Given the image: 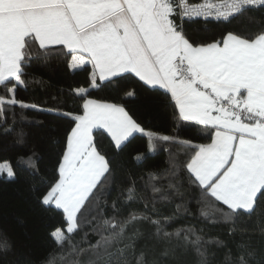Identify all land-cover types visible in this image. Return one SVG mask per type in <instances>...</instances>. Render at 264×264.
<instances>
[{
	"label": "snow or ice",
	"instance_id": "6c2138e0",
	"mask_svg": "<svg viewBox=\"0 0 264 264\" xmlns=\"http://www.w3.org/2000/svg\"><path fill=\"white\" fill-rule=\"evenodd\" d=\"M252 10L264 12V0H0V87L10 94L0 95V116L17 104L37 107L16 99L17 88L25 85V69L34 55L47 59L61 52L70 56L72 69L91 65L93 88L98 87L97 79L132 74L172 103L181 121L212 130L207 144L146 132L123 106L87 99V90L79 89L83 114L64 113L72 115L75 124L67 135L57 179L42 197L44 205L62 210L66 220V230L51 233L57 247L68 245L72 254L85 257L74 264H129L126 251L135 255V238L143 235L136 222L144 221L154 225L155 237L165 242L162 257L191 248L200 258L197 264H207L204 237L194 227L165 230L174 216L163 217L162 223L147 212H132L123 221L114 215L92 228L98 236L95 242H87L85 233L86 247L72 244V234L95 219L92 213L112 176L109 161L97 147L105 133L117 149L134 133L147 135L150 150L154 139L187 148L185 176L180 177L181 165L174 163L165 175L177 183L169 181L168 188L182 195L186 180L198 189L200 214L212 224L251 218L264 203V30L248 37L227 32L221 39L201 42L184 27L209 18L232 23ZM125 95L134 97L135 89H126ZM28 163L34 166L31 158ZM4 173L15 176L7 161L0 163V175ZM148 179L161 177L149 173ZM151 187L154 193L162 190L154 183ZM127 191V201L137 199L134 182ZM112 207L116 209L115 202ZM180 208L176 205L177 211ZM129 225L134 227L132 235ZM258 231L264 235V223ZM9 248L7 239L0 238V251ZM254 255L241 251L236 259L249 264ZM53 260L50 254L48 264ZM136 264H147L144 252Z\"/></svg>",
	"mask_w": 264,
	"mask_h": 264
},
{
	"label": "trees",
	"instance_id": "16d2710c",
	"mask_svg": "<svg viewBox=\"0 0 264 264\" xmlns=\"http://www.w3.org/2000/svg\"><path fill=\"white\" fill-rule=\"evenodd\" d=\"M189 2L196 4L199 0ZM176 23H180L178 18ZM184 27L188 35L201 42L221 39L227 32L248 37L264 30V12L252 10L232 23H217L209 18L185 23ZM23 79L25 85L17 88L16 99L37 107L24 108L17 104L6 108L0 116V163L9 162L15 173L14 178H8L6 173L0 175V238H6L10 244L6 252L0 251V264H48L50 254H54L53 264H74L77 259H85L72 254L68 245L57 247L51 233L58 228L66 230V220L62 210L42 203V197L57 179L67 135L75 124L72 115L83 114L79 89L87 90V99L124 106L146 132L173 136L194 144L211 142V129L181 121L172 103L159 92L153 93L148 86H143V82L132 74H122L110 81L97 79L98 87L85 88L83 80L70 68V56L55 52L47 59L34 55ZM128 88L135 89L134 97L125 95ZM0 95L7 97L10 94L0 87ZM152 144L154 147L150 150L145 134L133 135L120 149L106 133L98 138V150L109 161L112 176L92 213L95 219L72 234V244L86 247L85 233L87 242H95L98 236L92 228L102 224L104 219L115 215L123 221L132 212H147L154 219L161 218L162 223L163 217L174 216L175 219L165 226L168 232L194 227L204 237L207 264H238L236 257L241 251L255 253L254 257L248 258L249 264H264V235L258 231V225L264 223V203L251 218L242 216L234 222L210 223L200 214L203 205L199 202L198 189L189 186L186 180L181 187L182 195H176L175 189L168 188L169 181L177 183V180L165 173L174 163L180 164V177H184L182 165L190 155L189 150L171 141L154 139ZM138 156L141 157L139 160ZM29 158L34 166L29 165ZM149 173H155L161 179L150 182ZM133 182L137 199L127 201V189ZM152 183L160 187L161 192L154 193ZM164 195L169 199H162ZM113 202L116 209L112 207ZM178 204L181 205L179 211L176 209ZM136 227L143 235L135 238V255L131 249L126 251L129 264H136L141 252L145 253L147 264H153V261L156 264H197L200 259L191 248L187 251L177 249L174 256L162 257L160 253L165 242L155 237V226L144 221L136 222ZM127 231L132 235L133 225H129ZM208 240L213 242L207 243ZM241 245L245 247L241 248ZM229 256L231 260L227 259Z\"/></svg>",
	"mask_w": 264,
	"mask_h": 264
},
{
	"label": "crops",
	"instance_id": "0c3cea01",
	"mask_svg": "<svg viewBox=\"0 0 264 264\" xmlns=\"http://www.w3.org/2000/svg\"><path fill=\"white\" fill-rule=\"evenodd\" d=\"M73 71L78 74L80 76V78L83 80V86L85 88H88L91 86V72H92V68L90 64H86L84 65L81 69H73ZM95 100V99H93ZM99 101V100H97ZM99 102H103V101H99ZM103 103H108V102H103ZM122 106V105H120ZM124 107V106H123ZM125 108V107H124ZM126 110V109H125ZM127 111V110H126ZM135 134H144V133H134ZM132 135V136H133ZM131 136V137H132ZM110 137V136H109ZM129 137V138H131ZM111 138V137H110ZM114 142V141H113ZM211 143V142H210ZM115 144V143H114ZM54 205V204H53ZM55 206V205H54Z\"/></svg>",
	"mask_w": 264,
	"mask_h": 264
},
{
	"label": "built area",
	"instance_id": "2783aa9c",
	"mask_svg": "<svg viewBox=\"0 0 264 264\" xmlns=\"http://www.w3.org/2000/svg\"><path fill=\"white\" fill-rule=\"evenodd\" d=\"M211 19V18H210Z\"/></svg>",
	"mask_w": 264,
	"mask_h": 264
}]
</instances>
